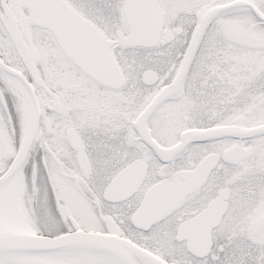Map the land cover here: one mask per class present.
Instances as JSON below:
<instances>
[{"label":"snow or ice","instance_id":"obj_1","mask_svg":"<svg viewBox=\"0 0 264 264\" xmlns=\"http://www.w3.org/2000/svg\"><path fill=\"white\" fill-rule=\"evenodd\" d=\"M0 264H264V0H0Z\"/></svg>","mask_w":264,"mask_h":264}]
</instances>
